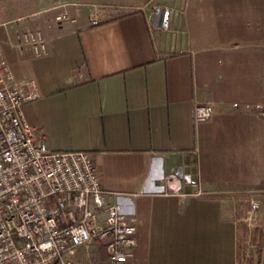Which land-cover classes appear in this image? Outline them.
<instances>
[{
  "label": "crops",
  "instance_id": "obj_1",
  "mask_svg": "<svg viewBox=\"0 0 264 264\" xmlns=\"http://www.w3.org/2000/svg\"><path fill=\"white\" fill-rule=\"evenodd\" d=\"M36 30L42 54L18 39ZM0 57L36 80L22 110L48 148L92 153L136 225L128 264H237L239 220L264 264V0H0Z\"/></svg>",
  "mask_w": 264,
  "mask_h": 264
},
{
  "label": "built area",
  "instance_id": "obj_2",
  "mask_svg": "<svg viewBox=\"0 0 264 264\" xmlns=\"http://www.w3.org/2000/svg\"><path fill=\"white\" fill-rule=\"evenodd\" d=\"M54 18L59 25L75 20L66 11ZM18 39L36 54L46 51L38 30ZM38 96L36 80L15 79L0 57V264H76L78 248L91 243L104 255L88 264H128L136 225L107 201L90 151L52 150L27 122L22 106ZM193 111L202 122L213 106L197 102ZM172 180L167 188L179 191ZM257 207L251 201L249 209Z\"/></svg>",
  "mask_w": 264,
  "mask_h": 264
},
{
  "label": "trees",
  "instance_id": "obj_3",
  "mask_svg": "<svg viewBox=\"0 0 264 264\" xmlns=\"http://www.w3.org/2000/svg\"><path fill=\"white\" fill-rule=\"evenodd\" d=\"M243 217V214L239 212L238 219ZM237 252L236 262L237 264H254V256L251 252H247L248 247L256 246L261 236L258 227L249 229L245 223L238 221L237 223Z\"/></svg>",
  "mask_w": 264,
  "mask_h": 264
},
{
  "label": "rangeland",
  "instance_id": "obj_4",
  "mask_svg": "<svg viewBox=\"0 0 264 264\" xmlns=\"http://www.w3.org/2000/svg\"><path fill=\"white\" fill-rule=\"evenodd\" d=\"M114 1V0H113ZM118 1H124V0H118ZM20 21V20H19ZM243 197H245V195L243 194V195H241V198H243ZM246 212V215H248V212L249 211H245ZM247 224V223H246ZM248 228L251 230L253 227L252 226H250V225H248ZM247 252H251L252 254H253V256H254V260L256 259V260H258V258H259V254H258V252H259V250H258V247H256V246H251V247H248V249H247ZM82 260H83V262H82V264H84V263H89V260L87 259V257L86 256H82ZM258 264V263H257Z\"/></svg>",
  "mask_w": 264,
  "mask_h": 264
},
{
  "label": "water",
  "instance_id": "obj_5",
  "mask_svg": "<svg viewBox=\"0 0 264 264\" xmlns=\"http://www.w3.org/2000/svg\"><path fill=\"white\" fill-rule=\"evenodd\" d=\"M161 17H162V12L159 11V19H161ZM180 174H181V173H180Z\"/></svg>",
  "mask_w": 264,
  "mask_h": 264
}]
</instances>
